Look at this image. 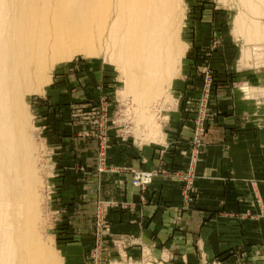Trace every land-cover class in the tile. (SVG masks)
Listing matches in <instances>:
<instances>
[{
    "label": "rangeland",
    "instance_id": "1",
    "mask_svg": "<svg viewBox=\"0 0 264 264\" xmlns=\"http://www.w3.org/2000/svg\"><path fill=\"white\" fill-rule=\"evenodd\" d=\"M253 2L258 13L242 0H180L185 16L180 38L187 48L180 75L144 109L153 120L158 113L152 107L164 108V140L150 138L154 122L142 119L143 110L132 103L114 62L81 46L52 58L45 82L26 96L25 105L42 175L40 235L60 264H195L194 256L201 259L199 248L189 256L166 252L157 259L148 249L131 253L138 242L115 230L111 214L131 211L120 189L128 179L133 186L135 173L154 174L149 186L135 187L143 195L156 180L158 171L130 166L143 151H152L160 162L186 163V169L171 175L180 185L181 210L189 211L197 200V167L206 160L213 130L234 109L242 110L246 120L264 115V0ZM240 13L247 19L242 29L235 23ZM228 90L233 101L227 109L220 99ZM190 165L196 166L191 170ZM245 185L240 189L245 197L234 201L240 205L232 218L240 225L233 234L236 251L197 264H264V192L255 181ZM91 210L92 218H79ZM81 220L91 223L89 239L74 237L79 225L85 227Z\"/></svg>",
    "mask_w": 264,
    "mask_h": 264
},
{
    "label": "bare ground",
    "instance_id": "2",
    "mask_svg": "<svg viewBox=\"0 0 264 264\" xmlns=\"http://www.w3.org/2000/svg\"><path fill=\"white\" fill-rule=\"evenodd\" d=\"M184 17L180 0H0V264L61 262L40 235L42 177L25 105L52 58L81 46L114 62L142 119L154 122L150 138L164 140V108L151 106L153 120L144 112L180 75ZM235 19L242 29L246 17Z\"/></svg>",
    "mask_w": 264,
    "mask_h": 264
},
{
    "label": "crops",
    "instance_id": "3",
    "mask_svg": "<svg viewBox=\"0 0 264 264\" xmlns=\"http://www.w3.org/2000/svg\"><path fill=\"white\" fill-rule=\"evenodd\" d=\"M229 96L232 97L230 90L223 92L220 99V103L228 105L227 109L233 101ZM231 112L209 136L206 160L197 167V200L189 211L181 210L180 185L171 175L186 169V163L171 158L160 162L156 155V160L153 158L152 151H143L134 165H130L133 169L158 171L146 195L133 187L128 179L120 190L124 202L132 209L124 210L125 214H111L115 230L138 242L129 248L131 253H145L148 249L157 259L166 252L171 256L180 253L189 256L199 248L203 250L201 259L211 260L225 250L236 251L233 234L239 232L236 230L240 225L232 218L236 217L240 206L237 208L234 201L245 197L240 191L241 186H246V181H255L259 193L264 192V115L246 120L241 115L242 110ZM258 124L263 126L261 130ZM92 195L94 199L95 195ZM86 216L92 218V210L81 212L79 218ZM81 222L85 227L79 225L74 237L89 239L86 236L92 231L91 223ZM209 249L212 250L210 256ZM194 257L196 261L192 262L197 264L201 259L197 255ZM190 258L192 260L193 256Z\"/></svg>",
    "mask_w": 264,
    "mask_h": 264
},
{
    "label": "built area",
    "instance_id": "4",
    "mask_svg": "<svg viewBox=\"0 0 264 264\" xmlns=\"http://www.w3.org/2000/svg\"><path fill=\"white\" fill-rule=\"evenodd\" d=\"M196 165H190V169L193 170ZM154 179V174L152 172H141L135 173V177L133 178V186L144 189L149 186Z\"/></svg>",
    "mask_w": 264,
    "mask_h": 264
}]
</instances>
